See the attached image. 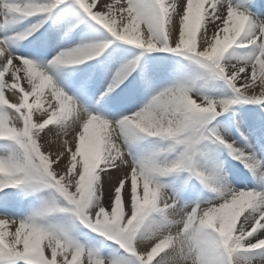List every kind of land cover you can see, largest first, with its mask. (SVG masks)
Instances as JSON below:
<instances>
[{
  "label": "snow or ice",
  "instance_id": "snow-or-ice-1",
  "mask_svg": "<svg viewBox=\"0 0 264 264\" xmlns=\"http://www.w3.org/2000/svg\"><path fill=\"white\" fill-rule=\"evenodd\" d=\"M0 264H264V3L0 0Z\"/></svg>",
  "mask_w": 264,
  "mask_h": 264
},
{
  "label": "bare ground",
  "instance_id": "bare-ground-1",
  "mask_svg": "<svg viewBox=\"0 0 264 264\" xmlns=\"http://www.w3.org/2000/svg\"><path fill=\"white\" fill-rule=\"evenodd\" d=\"M261 3H264V0H260Z\"/></svg>",
  "mask_w": 264,
  "mask_h": 264
},
{
  "label": "rangeland",
  "instance_id": "rangeland-1",
  "mask_svg": "<svg viewBox=\"0 0 264 264\" xmlns=\"http://www.w3.org/2000/svg\"><path fill=\"white\" fill-rule=\"evenodd\" d=\"M249 107H250V106H249ZM233 163H237V162L234 161ZM241 167H242V166H241Z\"/></svg>",
  "mask_w": 264,
  "mask_h": 264
}]
</instances>
